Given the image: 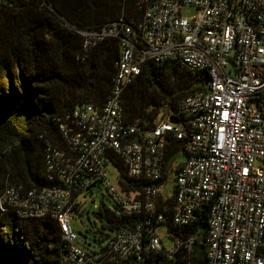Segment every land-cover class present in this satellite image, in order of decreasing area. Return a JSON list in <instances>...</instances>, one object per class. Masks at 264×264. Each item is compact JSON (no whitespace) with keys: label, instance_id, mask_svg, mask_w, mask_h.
<instances>
[{"label":"built area","instance_id":"built-area-1","mask_svg":"<svg viewBox=\"0 0 264 264\" xmlns=\"http://www.w3.org/2000/svg\"><path fill=\"white\" fill-rule=\"evenodd\" d=\"M137 3L143 11L135 27L117 21L77 30L84 50L98 39L118 40L110 93L100 107L80 102L58 119L64 149L46 142L43 157L51 185L24 190L6 184L0 213L53 218L63 242L59 264H144L152 251L170 256L178 247L190 249L192 236L172 235L173 247L165 250L156 227L143 242L137 224L135 230L116 231L102 252L92 253L69 224L78 196L100 187L120 212L141 214L146 223L163 220L159 180L175 139L185 157L168 196L171 222L187 226L204 211L207 264H264V0ZM182 7L193 14L181 15ZM145 61H174L205 72L207 79L179 100L176 113L161 111L152 125L128 121L121 93ZM115 157L128 179L149 182L141 192L122 189Z\"/></svg>","mask_w":264,"mask_h":264},{"label":"trees","instance_id":"trees-1","mask_svg":"<svg viewBox=\"0 0 264 264\" xmlns=\"http://www.w3.org/2000/svg\"><path fill=\"white\" fill-rule=\"evenodd\" d=\"M138 1L0 0V163L5 166L6 184L24 190L51 185L43 159L46 142L64 149L58 119L80 102L103 104L112 88L119 54L114 38L98 39L84 50V37L77 30H98L117 21L135 27L143 11ZM206 79L205 72L188 70L174 61H145L121 93L125 118L152 125L159 112L176 113L179 100ZM182 150V143L171 139L159 183L172 173V162ZM111 161L122 189L141 192L149 184L144 179L131 181L122 162L116 157ZM158 200L164 218L149 223L141 214L120 212L114 203L100 204L94 212L98 221L92 237L95 244L86 249L102 252L112 234L135 230L137 224L146 242L150 231L163 225L172 240V235L192 236V245L190 249L178 247L170 256L152 251L144 264H207L206 212L179 227L170 220L172 198L158 195ZM78 208L75 204L74 210ZM62 245L53 218L0 213V264H59Z\"/></svg>","mask_w":264,"mask_h":264},{"label":"rangeland","instance_id":"rangeland-1","mask_svg":"<svg viewBox=\"0 0 264 264\" xmlns=\"http://www.w3.org/2000/svg\"><path fill=\"white\" fill-rule=\"evenodd\" d=\"M194 10L190 7H182L180 8V14L183 16L192 15ZM185 157V153L180 151L172 162V168L179 164V162L183 161ZM172 171V173L168 176L166 181L159 186V192L162 196H171L174 189V175L176 171ZM5 166L0 163V191L6 185V178L4 175ZM109 177L113 181L115 178V171L110 168L109 169ZM77 203L79 205L78 210L72 211L70 215L69 224L72 230L78 236V243L84 248L93 247L95 244L92 240L94 235L93 231L98 226V221L95 216L96 208L100 204H104L106 206H112V202L110 197L107 195L106 191L100 187L94 188L92 194H80L77 199ZM157 234L161 237V242L165 250H170L173 247L172 239L166 235V228L163 225H159L156 227ZM87 243L89 246H87ZM31 264H36L35 261Z\"/></svg>","mask_w":264,"mask_h":264},{"label":"water","instance_id":"water-1","mask_svg":"<svg viewBox=\"0 0 264 264\" xmlns=\"http://www.w3.org/2000/svg\"><path fill=\"white\" fill-rule=\"evenodd\" d=\"M169 120H170L171 122H175V121H176V119H175L174 117H172V116L169 118Z\"/></svg>","mask_w":264,"mask_h":264}]
</instances>
